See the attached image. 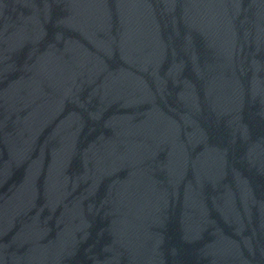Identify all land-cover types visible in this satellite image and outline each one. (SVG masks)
I'll return each mask as SVG.
<instances>
[{"label": "water", "instance_id": "water-1", "mask_svg": "<svg viewBox=\"0 0 264 264\" xmlns=\"http://www.w3.org/2000/svg\"><path fill=\"white\" fill-rule=\"evenodd\" d=\"M0 264H264V0H0Z\"/></svg>", "mask_w": 264, "mask_h": 264}]
</instances>
